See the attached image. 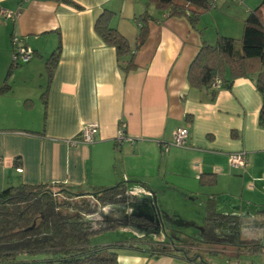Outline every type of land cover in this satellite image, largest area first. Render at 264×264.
Here are the masks:
<instances>
[{"label":"crops","instance_id":"0c3cea01","mask_svg":"<svg viewBox=\"0 0 264 264\" xmlns=\"http://www.w3.org/2000/svg\"><path fill=\"white\" fill-rule=\"evenodd\" d=\"M70 1L0 0V9L19 11L14 18L0 14V87L6 78L9 84L0 92V191L19 183L56 182L87 191L123 180L131 194L130 185L154 192L167 214L161 199L167 194H178L198 210L213 199L218 212L239 217L241 238H258L245 228L264 223V128L257 122L261 97L254 82L236 78L229 88H214L211 98L209 91L188 85L186 70L203 41L215 42L185 17H163L157 9L138 12L128 0ZM260 2L239 0L231 17L245 18ZM104 8L114 12L111 26L134 52L130 71L120 69L114 47L94 30ZM144 12L150 15L148 35L135 49V19ZM13 36L34 53L8 74ZM57 46L48 81L45 60ZM121 122L131 141L116 140ZM90 123L97 125L93 141L74 142L82 125ZM177 127L188 130L186 146L162 153L158 142L170 141ZM240 151L244 166H231L229 155ZM200 173L211 174L214 182L201 184ZM175 213L173 223L195 221ZM182 239L159 242L191 241L190 236ZM122 250L118 264H184L179 257L151 255L146 249Z\"/></svg>","mask_w":264,"mask_h":264},{"label":"trees","instance_id":"16d2710c","mask_svg":"<svg viewBox=\"0 0 264 264\" xmlns=\"http://www.w3.org/2000/svg\"><path fill=\"white\" fill-rule=\"evenodd\" d=\"M56 1L73 4L70 0ZM148 1L167 17L185 16L192 26H195L199 14L211 7V0ZM113 16L112 10L104 8L95 18L94 30L104 43L114 47L120 69L127 72L135 68L134 52L128 39L111 26ZM148 18L150 15L144 12L135 19L138 24L135 49L147 38ZM59 48L57 46L45 60L48 81L57 63ZM17 65L12 62L8 74ZM239 77L251 79L260 94L257 122L264 128V0L248 11L239 39L218 35L214 44L203 41L186 70L188 85L209 91L211 98L215 93L212 85L217 79L222 87L229 88ZM8 90L6 78L0 92ZM46 93L45 88L41 94L44 103ZM198 177L201 184L214 182L211 174L200 173ZM137 201L123 180L111 186L94 185L87 191H78L60 182L7 186L0 191V264L30 261L42 264H118L117 249L120 248L146 249L156 256H176L184 264H211L203 258L199 246H233L238 250L262 247L259 238H241L239 217L218 212L213 199H208L205 206L201 236H190V242L179 245L158 242L149 246L136 240L108 244L91 242L95 232L115 226V220L100 216L102 206ZM127 220L147 229L158 227L156 219L144 213L130 214Z\"/></svg>","mask_w":264,"mask_h":264},{"label":"rangeland","instance_id":"374dc122","mask_svg":"<svg viewBox=\"0 0 264 264\" xmlns=\"http://www.w3.org/2000/svg\"><path fill=\"white\" fill-rule=\"evenodd\" d=\"M128 1L134 3L139 10L138 12L147 10L150 13H154L156 11L154 5L148 0ZM237 2H239V0H215L214 6H211L208 10H204L199 14L194 28L197 26L212 42H215L217 32H227L231 34L229 35L230 37L239 39L242 33L244 16L235 15V17H231L234 11H236L235 8L238 7L236 4ZM163 17H167L166 13H163ZM179 17L183 18L185 16ZM239 47V43H237V48ZM148 180L154 182L152 177ZM128 187L132 194L138 198V201L132 204L118 203L102 206L100 216L115 220V226L106 231L95 232L90 239L93 244L136 240L138 243H145L144 246H149L157 244L159 241H162V239L167 242H170V240L176 242L177 239L183 240L182 238H186V236H193L196 238L201 236L205 209L202 208L200 211L198 210L199 207L193 206L191 202H183L178 194H167L162 196L161 199L166 203V208L169 209V215L161 208L162 204L157 203V196L154 192L143 188H139V191H136L137 189H133L131 185ZM143 199H146L149 204L141 202ZM175 212H178L183 218L195 220L194 223L183 224L174 222V224L171 222V216L172 214H177ZM140 213L155 218L158 222V227L147 229L128 222L127 219L130 214ZM162 220H164L165 228L162 227ZM171 224H173V226H171ZM245 228L247 233L256 234V236H258L262 247L258 250H256L255 247H249L248 249L244 248V250L239 251L233 246H201L199 251L203 258L211 264H264V223H249ZM121 251H123L121 248L117 249V252ZM175 264L183 263L177 260Z\"/></svg>","mask_w":264,"mask_h":264},{"label":"built area","instance_id":"2783aa9c","mask_svg":"<svg viewBox=\"0 0 264 264\" xmlns=\"http://www.w3.org/2000/svg\"><path fill=\"white\" fill-rule=\"evenodd\" d=\"M215 5V0H211V6ZM0 14L4 18H14L19 14V11H10L7 9H0ZM12 53H11V61L15 64H22L29 62L33 58V50L23 43L22 39L13 36L12 39ZM214 88L221 87V82L219 79H217L213 85ZM97 132V125L94 123L82 125L80 128V137L79 139L75 140L74 142H80V143H90L93 141L94 136ZM187 137H188V130L185 127H177L173 134L170 141H159V145L161 148V152L165 153L168 151L170 146H179L184 147L187 144ZM116 140L122 141L127 140L131 141L130 138H128L124 133V123H120L118 127V131L116 134ZM246 158L245 153L235 152L231 153L229 155V163L233 167H243L245 164Z\"/></svg>","mask_w":264,"mask_h":264},{"label":"water","instance_id":"95a60500","mask_svg":"<svg viewBox=\"0 0 264 264\" xmlns=\"http://www.w3.org/2000/svg\"><path fill=\"white\" fill-rule=\"evenodd\" d=\"M155 200V199H154Z\"/></svg>","mask_w":264,"mask_h":264}]
</instances>
